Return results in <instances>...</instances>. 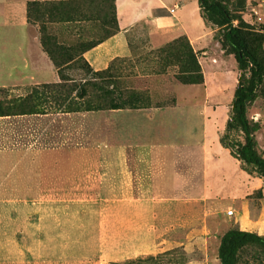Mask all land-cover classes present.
<instances>
[{
    "label": "rangeland",
    "instance_id": "obj_1",
    "mask_svg": "<svg viewBox=\"0 0 264 264\" xmlns=\"http://www.w3.org/2000/svg\"><path fill=\"white\" fill-rule=\"evenodd\" d=\"M65 1L59 16L69 21L49 24V31L67 45L120 31L115 0ZM234 15L264 62V0H234ZM30 23L40 38V25ZM182 35L177 26L139 22L127 33L130 52L100 61L86 51L84 61L65 67L64 87L45 89L60 75L57 82L11 85L16 40L0 38V104L41 91L36 112L0 115V264H220L222 236L241 228L238 215L228 214L238 204L222 192L211 195L205 218V201L194 200L205 195L203 181L168 177L176 154L203 129L205 108H213L205 107L204 85L179 82L175 67L156 56ZM195 52L205 65V53ZM230 92L218 101L220 124L231 114ZM248 118L264 154V80ZM228 135L244 140L240 130ZM235 264H264V247L244 246Z\"/></svg>",
    "mask_w": 264,
    "mask_h": 264
},
{
    "label": "crops",
    "instance_id": "obj_2",
    "mask_svg": "<svg viewBox=\"0 0 264 264\" xmlns=\"http://www.w3.org/2000/svg\"><path fill=\"white\" fill-rule=\"evenodd\" d=\"M29 1L0 0V38L7 36L16 40L13 52L17 55L16 60H19V63L15 61V66L11 69L14 71L12 86L59 80V73L45 52L40 38L31 33ZM116 14L120 31L88 50L93 60L104 61L110 52H121L117 55L130 52L127 33L139 22L152 24L160 30L177 26L188 36L197 52L205 53V65L202 63L205 82L199 85H204L207 90L205 107L210 108L212 104L213 108L211 112L205 108L203 129L196 141L192 139L193 142L186 143V153L182 154L184 156L176 154L173 171L168 177L175 179L180 176L188 182L196 179L203 181L202 193L205 195L202 197L200 194L194 200L200 197L205 201V218L212 209L209 207V198L222 192L239 206L238 212L233 208V215L237 214L239 217L240 230H264V179L259 174L248 171L242 161L221 141L230 116L223 112L225 119L220 124L217 108L221 104L218 101L220 96L230 91V95L235 94L239 70L234 54H227L222 47L219 29L203 18L199 0H195L193 4L188 0H116ZM155 173L154 168L152 180L154 190L158 192ZM230 207L232 205H228ZM260 233L263 235L262 231Z\"/></svg>",
    "mask_w": 264,
    "mask_h": 264
},
{
    "label": "trees",
    "instance_id": "obj_3",
    "mask_svg": "<svg viewBox=\"0 0 264 264\" xmlns=\"http://www.w3.org/2000/svg\"><path fill=\"white\" fill-rule=\"evenodd\" d=\"M199 4L203 18L209 24L218 27L223 49L226 53L234 54L238 63V84L227 123L226 135H223L221 141L242 161L248 171L256 172L264 179V155L257 149L254 134L256 129L248 118V106L255 100L257 90L264 80V62L245 37L242 24H235L237 18L234 15V0H199ZM66 5L65 0H33L28 3L29 21L35 20L40 25V42L58 67L61 77L60 83L43 86L44 89L64 87L65 83L69 81L64 73L65 67L76 61H84L83 54L104 41L102 38L99 42L87 41L81 35L76 42L74 41V45H67L58 32L49 31V24L69 21V19L59 16ZM76 20L81 22L86 19ZM156 56L161 61V66L172 65L175 67L174 77L179 82L183 84H203L205 82L202 66L186 34L159 49ZM62 59L65 61L61 62ZM114 64H116V60ZM88 72L91 71L88 70ZM247 73L250 74L249 78L246 77ZM40 92L39 87H35L26 95L13 97L5 105L0 104V115L36 112ZM232 130L243 132L244 140H231L228 133ZM248 244H258L264 247V236L240 229L227 231L222 236L219 247L220 264H235L239 251Z\"/></svg>",
    "mask_w": 264,
    "mask_h": 264
},
{
    "label": "built area",
    "instance_id": "obj_4",
    "mask_svg": "<svg viewBox=\"0 0 264 264\" xmlns=\"http://www.w3.org/2000/svg\"><path fill=\"white\" fill-rule=\"evenodd\" d=\"M233 213H234L233 209H231V210L228 211V214L229 215H233Z\"/></svg>",
    "mask_w": 264,
    "mask_h": 264
}]
</instances>
